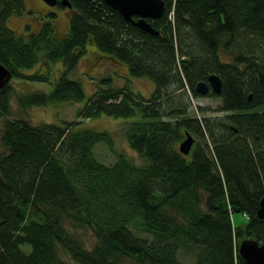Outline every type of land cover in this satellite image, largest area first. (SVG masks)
<instances>
[{"label":"trees","instance_id":"trees-1","mask_svg":"<svg viewBox=\"0 0 264 264\" xmlns=\"http://www.w3.org/2000/svg\"><path fill=\"white\" fill-rule=\"evenodd\" d=\"M69 1L65 33L49 18L24 36L7 24L24 0H0V61L11 78L50 81V71L30 69L61 64L53 88L19 94L20 105L84 99L69 73L92 42L155 88L146 97L102 77L79 116L139 114L125 134L145 162L124 152L98 160L97 143L115 151L108 130L7 117L9 81L0 88V264H248L240 240L264 243V0H165L164 14L148 18L158 34L104 0ZM213 72L222 89L207 94L227 113L190 114L188 89L198 96L197 81ZM187 132L195 141L183 153ZM235 211L248 216L244 227L234 226ZM181 247L195 253L192 262L180 261Z\"/></svg>","mask_w":264,"mask_h":264},{"label":"rangeland","instance_id":"rangeland-1","mask_svg":"<svg viewBox=\"0 0 264 264\" xmlns=\"http://www.w3.org/2000/svg\"><path fill=\"white\" fill-rule=\"evenodd\" d=\"M25 9L22 13H13L7 19V24L17 34L27 36L30 31L40 27L43 21L52 18L55 30L58 34H63L68 29L70 9L66 6L48 5L43 0H24ZM54 13L53 15L50 13ZM27 23L28 26H23ZM87 51L80 57L75 68L69 73L71 78L79 79L85 91V98L80 101L62 100L54 101L45 105L33 104L21 106L18 96L21 93L28 92L32 89H42L50 91L53 88L55 78L61 68L60 62L50 64L44 61L40 65H36L30 69L39 68V71H50V81H36L33 83L26 82L21 78H11L10 82L13 85L11 94V110L7 117L9 118H26L34 124L42 122H53L61 124L66 121H80V127H88L95 130H108L114 136L115 151H112L106 144L100 142L94 147V154L97 159L109 164L116 159V152H124L139 164L145 162L144 158L134 149H132L126 138V127L130 121L139 119L140 115L136 114L129 117H115L107 114L92 117L79 116V110L85 105L86 98L99 85L102 77H112L113 84L116 87H122L128 84L135 92L148 97L154 90L155 84L152 80L144 76H133L129 73L128 66L125 62L110 57L108 54L98 51L97 46L89 42L86 45ZM99 54V55H98ZM60 67V68H59ZM27 70V69H26ZM189 100L190 114L197 115H224L227 111L221 110L222 101L218 96L205 94L195 96L188 89V96L185 99ZM202 106L205 111L203 113L198 109ZM4 117L0 116V131L4 123ZM3 146L0 142V150ZM205 197V194H204ZM235 227H244L248 222V216L241 211H235L232 214ZM134 232L145 238L151 237L149 232L136 230ZM77 234L84 239L85 242L93 241L94 238L89 231L80 229ZM26 249H28V246ZM179 258L181 262H192L195 258V253L192 250H187L181 247Z\"/></svg>","mask_w":264,"mask_h":264},{"label":"water","instance_id":"water-1","mask_svg":"<svg viewBox=\"0 0 264 264\" xmlns=\"http://www.w3.org/2000/svg\"><path fill=\"white\" fill-rule=\"evenodd\" d=\"M48 5H56L58 2L67 7H71L69 0H44ZM112 8L116 9L126 20L137 25L141 29L158 34L148 18H157L164 14L167 3L165 0H104ZM137 15V17H134ZM12 77V71L0 61V88L6 85ZM198 93L205 95L209 91L220 93L222 89V79L217 73H211L206 79H200L195 85ZM194 136L187 132L186 137L180 142L179 148L183 153H189ZM257 216L264 217V195L259 201ZM238 250L248 264H264V243L259 242L253 236H246L240 240Z\"/></svg>","mask_w":264,"mask_h":264},{"label":"flooded vegetation","instance_id":"flooded-vegetation-1","mask_svg":"<svg viewBox=\"0 0 264 264\" xmlns=\"http://www.w3.org/2000/svg\"><path fill=\"white\" fill-rule=\"evenodd\" d=\"M43 1H44V0H43ZM44 2H45V1H44ZM45 3H46V2H45ZM56 5H60L59 2H58ZM52 6H54V5H52ZM26 25L28 26L27 23L23 24V26H26Z\"/></svg>","mask_w":264,"mask_h":264}]
</instances>
